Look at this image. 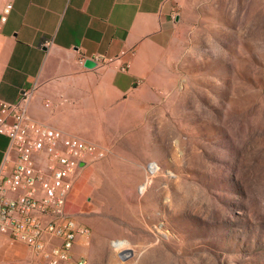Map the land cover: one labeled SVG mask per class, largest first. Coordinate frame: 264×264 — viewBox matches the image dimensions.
Segmentation results:
<instances>
[{
	"label": "rangeland",
	"instance_id": "374dc122",
	"mask_svg": "<svg viewBox=\"0 0 264 264\" xmlns=\"http://www.w3.org/2000/svg\"><path fill=\"white\" fill-rule=\"evenodd\" d=\"M170 2L128 124L102 127L106 155L69 193L66 213L91 233L76 254L87 264H264V0ZM148 162L158 171L139 194ZM3 264L34 262L28 252Z\"/></svg>",
	"mask_w": 264,
	"mask_h": 264
},
{
	"label": "crops",
	"instance_id": "0c3cea01",
	"mask_svg": "<svg viewBox=\"0 0 264 264\" xmlns=\"http://www.w3.org/2000/svg\"><path fill=\"white\" fill-rule=\"evenodd\" d=\"M8 3L0 20V101L14 104L31 90V119L98 145L102 127L127 125L146 54L168 25L170 0H0V19ZM93 55L107 64L80 65L81 56ZM8 147L0 135V168ZM27 255L0 234V264Z\"/></svg>",
	"mask_w": 264,
	"mask_h": 264
},
{
	"label": "built area",
	"instance_id": "2783aa9c",
	"mask_svg": "<svg viewBox=\"0 0 264 264\" xmlns=\"http://www.w3.org/2000/svg\"><path fill=\"white\" fill-rule=\"evenodd\" d=\"M11 8L10 3L4 7L1 22ZM87 60L95 67L108 62L100 55L81 56L80 65ZM128 67L125 63L122 69ZM32 97L28 90L14 104L0 101V135L9 141L0 168V234L24 245L34 264H87L76 248L79 243L89 245L90 229L68 215L65 205L79 172L89 162L104 159L106 150L35 122L28 114ZM157 171L156 163L146 164L139 194ZM111 246L117 249L119 242Z\"/></svg>",
	"mask_w": 264,
	"mask_h": 264
},
{
	"label": "water",
	"instance_id": "95a60500",
	"mask_svg": "<svg viewBox=\"0 0 264 264\" xmlns=\"http://www.w3.org/2000/svg\"><path fill=\"white\" fill-rule=\"evenodd\" d=\"M84 67L87 68V69H93L95 67V64L89 60L85 61L84 63ZM80 167L83 166L82 163L79 164ZM132 256V252L127 250V251H124V253L121 254V257L123 259H128Z\"/></svg>",
	"mask_w": 264,
	"mask_h": 264
},
{
	"label": "bare ground",
	"instance_id": "6f19581e",
	"mask_svg": "<svg viewBox=\"0 0 264 264\" xmlns=\"http://www.w3.org/2000/svg\"><path fill=\"white\" fill-rule=\"evenodd\" d=\"M120 244H121V243L119 242V246H120Z\"/></svg>",
	"mask_w": 264,
	"mask_h": 264
}]
</instances>
